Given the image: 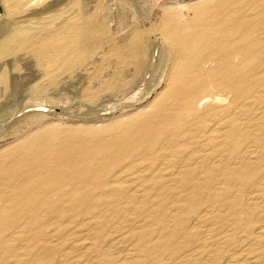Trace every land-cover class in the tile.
<instances>
[{
	"label": "rangeland",
	"instance_id": "374dc122",
	"mask_svg": "<svg viewBox=\"0 0 264 264\" xmlns=\"http://www.w3.org/2000/svg\"><path fill=\"white\" fill-rule=\"evenodd\" d=\"M91 1L93 9L85 18L91 17L94 11L99 14L94 26L98 34L93 31L96 34L89 33L82 40L84 54L81 64H72L62 77L57 78L58 82L55 83L56 79L51 85L42 69L35 64L36 59L30 57L32 64L25 67L27 61H20L16 71L13 69L11 80L0 88V194L10 193L9 186L12 185L8 184L1 168L25 169L16 161L30 157L35 145L49 143L57 147L46 150L44 154H52L53 151L66 158L84 157L85 160L95 154L97 160L105 153L116 152L122 156L124 151L120 153L116 150L122 141H127L124 145H130L134 153L141 157L144 149L136 140L150 128H155L158 140L162 141L168 128L171 130L172 121H163L162 118L163 112L169 110L171 100H167V93L170 88L161 92L167 79L179 75L184 65L179 45L174 44L169 36H176L179 26L187 27L182 29V37L187 36L189 26L197 18L205 19L209 11L223 0ZM167 6L174 14L169 15L165 11ZM2 9L1 17L4 15ZM22 56V59L26 57ZM10 62L12 64V60ZM257 62L263 63L264 55L254 61ZM4 68L5 65L1 64L0 73ZM160 80H163L162 84L154 88ZM263 87L255 88L259 92L255 101H251V106L249 104L239 112L230 106L224 112L226 116L231 111L235 112L234 117L242 121L237 122L244 126L249 123L245 131L254 130L260 137H264V118H261V115L264 117ZM220 92L232 99L228 89ZM39 99L49 101L50 112L35 110L32 105ZM57 108L60 110L56 111ZM163 125L166 129L161 128ZM197 127L198 132L184 142L189 146L188 151L184 152L182 145L181 148L176 146V152L169 150L162 157L152 152L140 167H118L113 171L112 174H118L119 180L122 179L114 186H98L101 188L95 192L92 185L85 189V193L93 191L94 195L101 190L107 193L105 199L98 202L97 212L103 211L99 219L87 215V207L80 208V214L76 210L65 215L71 204L61 200L60 192L55 194L57 199L51 198V204L43 208L53 209V212L41 213L39 210L41 215L34 218L13 217L11 210L16 208L13 203L6 202L0 220L16 219L17 228L8 232L20 234L16 241H9L6 249L0 250V264L4 261L6 264H107L113 259L120 261L124 256L129 262L138 261L140 264H264V235L257 237L256 233L252 234L264 227V168L257 169L252 165L250 173L244 177L239 174L236 179L228 178V174L222 172L225 170L217 171L215 179H219L209 190L216 195L215 201L201 202L195 212L191 209L180 213L183 196L169 187H173L180 177L177 172L187 169L177 166L184 164L191 149L199 151L191 155L197 165L203 163L198 161L202 160L204 153L211 154V165L220 158L222 167L240 163V160L231 161L230 138L218 137L220 134L204 135L200 132L201 127ZM257 127L259 131H256ZM128 133L133 136L130 142L127 140ZM126 156H122L123 163L127 162ZM154 159L158 160L153 162ZM159 162L166 164L159 169ZM158 174L163 178H159ZM194 175L204 176L198 170L194 171ZM164 180H172V185L164 188ZM225 187L227 189L221 190ZM50 191L52 194L56 192L54 188ZM241 195L243 201L238 204L236 200ZM250 195L255 197L253 201L249 199ZM129 196H132L131 199ZM105 201L114 202L115 206L106 207ZM141 205L146 206L145 210L155 209L159 212L158 216L139 217L136 209ZM3 206L1 203L0 209ZM114 209L127 212H124L125 216L122 212L115 216ZM179 216L183 221L179 220ZM158 217L164 222H160ZM248 221L252 223L251 227L247 225ZM94 228L97 231L92 234ZM173 230L179 235L175 247H184L181 253H175L173 257L170 253L160 256L150 251L164 233ZM46 240L50 241L48 247H53L50 252L43 248ZM132 248L136 251L134 254L129 250Z\"/></svg>",
	"mask_w": 264,
	"mask_h": 264
},
{
	"label": "bare ground",
	"instance_id": "6f19581e",
	"mask_svg": "<svg viewBox=\"0 0 264 264\" xmlns=\"http://www.w3.org/2000/svg\"><path fill=\"white\" fill-rule=\"evenodd\" d=\"M91 2V0H0V11L2 6L4 8L2 9V11L4 10V15L2 17L0 15V66L1 64L5 65V68L0 73V88L10 79L13 69L16 71L20 61L23 63V60L27 61L24 64L25 67L32 64L29 62L30 57L36 59L35 64L42 69L51 85L58 77H62L72 64H81L84 54L81 47L83 45L82 40L89 33L96 32L94 26L97 22L95 20L99 18V14L95 11L91 17L85 18V15L93 9ZM183 6L185 5H180V7ZM100 8H97L99 12ZM165 11L169 15L174 14L171 7L167 6ZM209 12L205 19L200 20V18H197L192 23V26H189L187 36H184L185 38L182 37V29L187 27L181 26L176 28V36H169L174 44L179 45L180 59L184 61V65L179 75L170 76L167 79L166 87L161 92L164 93L167 88H170L167 93V100H171L168 106L169 110L163 112L162 118L163 121L165 119L172 121V128L171 130L168 128L167 135L162 141L158 140L155 128H150L149 132L142 134L136 140V142H139V146L144 149L142 156L139 157V155L134 153L130 145H124V143H127L126 138H124L126 142L122 141L116 150H119L120 153L122 150L124 151L122 156L127 155L126 163H123L122 156L117 155L116 152L105 153V155L98 157L97 160L95 159V154L89 156L86 160L84 157L72 159L60 154H54L55 152L53 153V151H51L52 154H44L46 150L57 148L49 143L46 145H35L31 150L30 157L16 161L25 169L16 167L11 169L8 166L1 168L6 174L5 178L8 184L12 185L9 186L11 188L10 193L0 194V204H4L3 208L0 209V213L3 209H6V202L13 203L16 208L11 210L10 215L13 217L20 216L19 218H24L25 216H30L34 218L41 215V211L52 213L53 209L43 208L51 204V198L57 199L55 194L60 192L61 200L71 204V207L65 211L67 212L65 215H69L71 211L76 210L80 214L81 211L79 209L87 207L85 210L87 215L90 214L93 218L99 219L103 216V211L97 212L98 202L100 199H105L104 196H107V193L105 190H101L94 195V192L101 188L98 186L104 185L109 188L122 180H119L118 174H112L113 171L118 167L127 169L136 166L140 167L145 157L150 156L152 152L163 156L169 150L176 152V146L181 148L182 145L185 147L184 152L188 151L189 146H186L184 142H187V137H192L198 132L197 126L201 127L200 132L204 133V135L206 133L209 135L220 134L218 137L230 138L231 161L240 160V163L239 165L222 167V158H220L217 161L213 160V165H211V154L204 153L201 157L202 160L198 161L203 163L197 165L193 162L191 155L199 151L197 148L191 149L184 164L177 166L187 169L184 171L179 170L177 174L179 173L180 177L173 183V187H169V189L172 188L171 190L179 191L178 194L183 196L182 204L179 208L180 213L184 214V212L191 209L195 212L201 202L209 203L215 201L216 195L211 194L209 190L210 186L215 184V180L219 179V177L215 179L217 171L225 170L222 172L228 174V178L236 179L235 177L239 176V174L244 177L247 173H250L252 165H255L257 169L259 167L264 168V137L256 135L254 130H251L252 132L245 131L249 127V123L244 126L242 123L237 122L241 120L234 117L235 112L231 111L227 116L224 115V112H227L226 107L231 106V108H235L234 110L239 112L244 110L249 104L251 106V101H255L256 94L259 92L255 91V88L264 86V78H262L264 76V62L254 63L255 60L262 59L264 55V0H223ZM22 55L26 57L22 59ZM10 60H12V64ZM57 82L58 79L55 83ZM162 82L163 80H160L155 84L154 88L160 86ZM109 87L111 88V86ZM222 89H228L232 94V99L221 93L220 90ZM48 102L47 100H37L32 106L34 108L48 107L51 109ZM261 116V118H264L263 115ZM127 124L129 125V123ZM161 128L164 129L165 126L163 125ZM259 130V127H257L256 131ZM162 133L166 132L163 131ZM127 138L128 142H130L133 136L129 135ZM205 149L208 150L206 147ZM110 150L113 149L111 148ZM157 160L154 159L153 162ZM246 160L248 162L251 161V163L249 162V164ZM164 164L166 163L159 162L157 168L160 169ZM146 168L151 169L150 166H146ZM195 170H198L204 176H195ZM159 178L163 177L159 176ZM1 180L4 179L1 178ZM168 181L164 180V188L172 185L170 183L172 180ZM91 185L95 188L94 192L85 193V189ZM51 188H54L56 192L52 194ZM225 189L227 188H221V190ZM133 190L135 189L133 188ZM235 195L237 196V193ZM131 197L129 196L128 198L131 199ZM237 198L238 201L236 200V203L239 204L243 201L242 195ZM254 198L252 195L249 196L251 201ZM128 202L130 204V201ZM104 203L106 207L115 206L114 202L105 201ZM144 205L136 209V211H139V217L158 216L159 212L155 211V209L145 210L146 206ZM245 209L248 211L247 208ZM39 210L41 213L38 212ZM242 210L244 209L242 208ZM113 212L117 214L115 216H118L122 211L114 209ZM124 212L127 211H123V215ZM83 214L86 215L84 212ZM11 220H0V250L6 249L10 245L9 241H16L20 234L14 231L8 232V230L16 229L18 226L16 219ZM158 220L164 222L159 217ZM179 220L183 221V218L179 216ZM247 225L251 227L252 223L248 221ZM95 230V228L91 230L92 234ZM253 233H256L257 237L263 236L264 227H260L257 232L254 231ZM164 234L154 248L150 249L148 247V249L160 256L170 253L174 257L175 253H181L184 247L176 248L174 245L179 239L177 232L173 230ZM44 243L46 244L43 248L46 252H50L49 250L53 248L51 246L49 248L47 245L50 241L46 240ZM129 250L133 254L136 252L133 248ZM53 251L55 250L53 249ZM21 256L23 257L24 254ZM52 256L54 258V254ZM3 264H6V262L4 261ZM107 264L140 263L138 261L129 262L124 256L120 261L113 259L108 261Z\"/></svg>",
	"mask_w": 264,
	"mask_h": 264
},
{
	"label": "water",
	"instance_id": "95a60500",
	"mask_svg": "<svg viewBox=\"0 0 264 264\" xmlns=\"http://www.w3.org/2000/svg\"><path fill=\"white\" fill-rule=\"evenodd\" d=\"M35 110L36 111H43V112H50L51 111V109L48 107H37V108H35ZM59 110H60L59 108L56 109V111H59Z\"/></svg>",
	"mask_w": 264,
	"mask_h": 264
}]
</instances>
